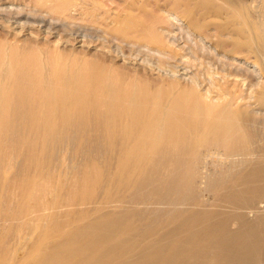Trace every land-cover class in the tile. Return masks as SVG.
Instances as JSON below:
<instances>
[{"label": "bare ground", "instance_id": "6f19581e", "mask_svg": "<svg viewBox=\"0 0 264 264\" xmlns=\"http://www.w3.org/2000/svg\"><path fill=\"white\" fill-rule=\"evenodd\" d=\"M8 58L0 140L21 148L0 141V264H264L258 113L234 98L207 101L198 77L199 87L125 80L61 58L30 79L14 72L34 74L39 61ZM22 86L33 100L18 101ZM10 243L28 247L21 263Z\"/></svg>", "mask_w": 264, "mask_h": 264}, {"label": "rangeland", "instance_id": "374dc122", "mask_svg": "<svg viewBox=\"0 0 264 264\" xmlns=\"http://www.w3.org/2000/svg\"><path fill=\"white\" fill-rule=\"evenodd\" d=\"M5 56L8 64L18 58L25 65L39 61L34 74H24L28 69L22 66L14 72L30 79L36 73L47 77L63 62L81 71L118 72L125 80L151 76L199 87L198 77L207 101L217 105L238 99L264 123V0H0V57ZM170 63L174 69L166 67ZM23 88L13 89L18 101L24 94L33 100L34 94ZM0 141L9 151L21 148ZM51 194L47 191L46 200ZM210 199L205 195L208 205ZM17 208L5 213L13 215ZM51 241H66V236ZM7 247L12 260L21 263L28 247Z\"/></svg>", "mask_w": 264, "mask_h": 264}]
</instances>
